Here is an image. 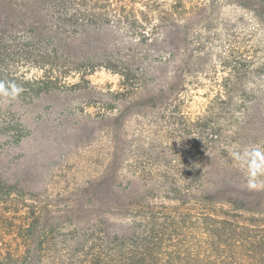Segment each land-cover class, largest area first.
I'll return each mask as SVG.
<instances>
[{
	"label": "trees",
	"instance_id": "obj_1",
	"mask_svg": "<svg viewBox=\"0 0 264 264\" xmlns=\"http://www.w3.org/2000/svg\"><path fill=\"white\" fill-rule=\"evenodd\" d=\"M218 1L0 0V79L14 62L43 72L28 90L62 84L98 96L112 138L80 217L42 201L19 204L0 177V224L10 235L0 264L71 261L57 251L64 225L55 222L65 217L80 219L63 241L77 264H264V121L256 115L264 88L253 83L263 64L233 41L212 63ZM229 1L264 30V0ZM102 68L120 75L118 90L91 83ZM73 75L80 81L70 84ZM202 78L212 96L192 117L187 93ZM133 118L173 133L175 152L145 147L127 158L122 128Z\"/></svg>",
	"mask_w": 264,
	"mask_h": 264
},
{
	"label": "rangeland",
	"instance_id": "obj_2",
	"mask_svg": "<svg viewBox=\"0 0 264 264\" xmlns=\"http://www.w3.org/2000/svg\"><path fill=\"white\" fill-rule=\"evenodd\" d=\"M213 19L211 35L216 39L210 43L212 63L218 62L220 53L230 42L233 41L231 45H247L251 53L259 56L258 65L263 64L260 74L253 75V83L264 88V30L255 17L229 0H220ZM6 67H9L5 68L9 76L0 79V177L15 186L12 196L20 198L19 204L21 199L42 201L53 212L74 209L73 218L80 217L84 189L91 184L94 187L109 161L112 138L108 124L111 120L103 119L105 108L96 99L98 96L62 84L49 92L37 93L28 88L42 77L40 69L14 62ZM221 74L220 71L218 75ZM89 78L98 91L120 88V75L104 68L96 70ZM79 81L78 75L67 79L70 84ZM202 81L203 85L192 86L187 93L185 111L192 117L204 111L212 96L208 80L202 78ZM258 97H261L262 108L256 115L264 121V94ZM144 120L133 118L122 128L128 137L127 158L142 153L145 147L146 150L165 149L173 154L178 143L170 138L173 133L147 126ZM165 133L168 137L161 136ZM245 149H249V145ZM109 187L108 183L100 185L101 191ZM94 192L91 191L93 197ZM62 222H55L64 225L57 231V239L62 241L57 251L73 261L66 260V264H77V256L69 255L63 241L76 235L70 226L72 223L80 225V219L65 217ZM2 227L0 224V248L10 241V235Z\"/></svg>",
	"mask_w": 264,
	"mask_h": 264
}]
</instances>
